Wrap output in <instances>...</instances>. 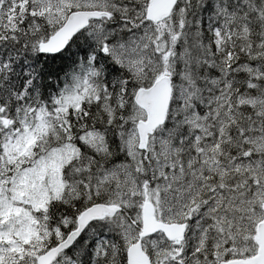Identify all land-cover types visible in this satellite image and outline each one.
Returning <instances> with one entry per match:
<instances>
[{
	"label": "snow or ice",
	"instance_id": "6c2138e0",
	"mask_svg": "<svg viewBox=\"0 0 264 264\" xmlns=\"http://www.w3.org/2000/svg\"><path fill=\"white\" fill-rule=\"evenodd\" d=\"M0 264H264V0H0Z\"/></svg>",
	"mask_w": 264,
	"mask_h": 264
}]
</instances>
